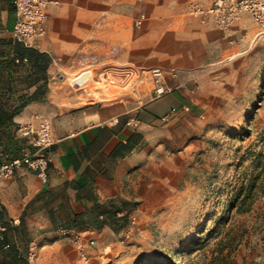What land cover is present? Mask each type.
<instances>
[{"label":"crops","instance_id":"obj_1","mask_svg":"<svg viewBox=\"0 0 264 264\" xmlns=\"http://www.w3.org/2000/svg\"><path fill=\"white\" fill-rule=\"evenodd\" d=\"M52 1L58 3L48 7L47 35L25 44L13 36V0H0V107L3 97L10 98L4 105L10 124L0 126V166L13 158L12 147L21 139L19 126L34 121L37 113L51 120L54 139L44 151L50 158L47 181L26 167L10 178L0 175V224L7 225L13 251L21 252L17 232L20 235L25 228L32 238L29 252L34 247L39 264H82L75 236L94 230L54 223L98 208L114 206L129 212L131 177L136 168L143 169L150 130L158 123L148 111L152 84L143 70L178 69L175 77H165L175 88L165 102L181 106L188 98L177 89L186 84L182 77L191 80L198 69L213 63L209 49L215 36L222 39V31L212 22L186 17L187 0L181 5H173L176 0ZM142 14L146 18L136 27ZM247 18L244 15L233 30ZM24 45L47 54L46 72L41 74L31 62L17 61ZM90 68L100 81L127 87L130 95L103 100L95 94H102L104 86L94 83L88 88L85 82L73 87L68 81ZM38 89L44 91L41 100L11 114L8 107L19 104V96ZM134 115L140 119L136 127L128 125ZM28 150H34L29 142L20 154Z\"/></svg>","mask_w":264,"mask_h":264},{"label":"rangeland","instance_id":"obj_2","mask_svg":"<svg viewBox=\"0 0 264 264\" xmlns=\"http://www.w3.org/2000/svg\"><path fill=\"white\" fill-rule=\"evenodd\" d=\"M188 1L184 13L195 17ZM215 40L208 55L213 63L191 80L184 75L186 84L177 88L187 93L181 105L188 110L180 106L161 121L174 94L150 103L158 123L144 167L131 177L130 210L120 208L129 221L81 234L87 243L82 264H264V33L247 18L231 36L222 31ZM87 70L86 87L104 86L97 97L130 95ZM88 76L68 81L76 85ZM245 191L249 210L240 211L235 197Z\"/></svg>","mask_w":264,"mask_h":264},{"label":"built area","instance_id":"obj_3","mask_svg":"<svg viewBox=\"0 0 264 264\" xmlns=\"http://www.w3.org/2000/svg\"><path fill=\"white\" fill-rule=\"evenodd\" d=\"M58 1L52 0H13L16 20L13 28V36L25 44H31L37 39L47 35L48 23V7L50 3ZM187 11L190 15L199 18L203 23L212 22L218 29L223 31L226 36H231L232 31L239 20L244 15H248L260 28V32L264 33V0H189ZM145 15L142 14L137 20L136 25L139 27L143 23ZM20 62V60H17ZM27 61L26 58L23 59ZM88 72L89 76L79 84L71 85L79 87L87 82L91 76V70H87L79 74ZM150 77L152 87L150 93L153 100L170 93L174 88L165 82L167 74L176 75V69H165L163 67H151L143 70ZM135 83V78L130 79V85ZM182 109L188 110L189 106L181 105ZM180 108V106H172L170 112L162 117V121H168ZM140 119L137 115L130 117L128 125L132 127L138 126ZM21 136L27 137L29 145L34 150H28L21 156L14 157L4 162L0 166V175L4 178L12 177L16 170L26 167L35 171L43 181H47V170L50 162L48 155L44 151L51 147L54 143L53 126L51 120L41 114L34 115V121L22 124L18 128ZM75 242L77 250L83 259L87 258V243L84 237L76 234ZM90 243H94L92 240ZM37 253L32 247L29 252V264H39Z\"/></svg>","mask_w":264,"mask_h":264},{"label":"trees","instance_id":"obj_4","mask_svg":"<svg viewBox=\"0 0 264 264\" xmlns=\"http://www.w3.org/2000/svg\"><path fill=\"white\" fill-rule=\"evenodd\" d=\"M26 58V62H31L34 67L41 74L46 72L49 58L46 53L40 52L33 47L25 46L23 47V56L20 62H24L23 59ZM3 97V95H2ZM44 97L43 89L36 90L33 94L27 95L23 94L19 96V104L11 105L8 108H12L11 114L14 115L22 110L26 106V104L32 100H41ZM10 98L8 96L3 97L2 102L3 106L0 107V126L6 128L9 126L10 122H8L7 112L5 111L4 105L8 103ZM7 108V109H8ZM12 117V116H11ZM21 142V146L18 142ZM28 143L27 137L21 136V139L17 140L15 146L12 147V152L14 153V157L21 156L22 148ZM252 187L250 188V190ZM250 196V191L239 192L236 195V205L232 203V205L237 206V210L240 211H248L249 208L246 206V199ZM120 209L114 206L107 209L98 208L96 211H92L90 214L85 213H77L72 219L67 221H62L58 224L63 228H78V227H91L97 230H101L105 226H113L114 223H118L119 227H124L127 225L129 221L128 213H124V215H119ZM3 212L0 211V218L2 217ZM14 229V228H13ZM13 233V232H12ZM32 238L28 235V232L25 228L22 230L21 234L18 235L17 232V241H20L21 252L19 249L13 251L11 248V243L9 242L8 234H7V225L5 223L0 224V264H29V244ZM7 247L8 249L6 250Z\"/></svg>","mask_w":264,"mask_h":264}]
</instances>
